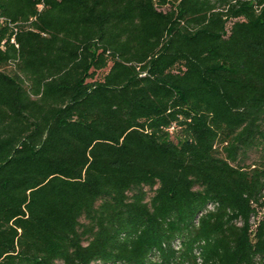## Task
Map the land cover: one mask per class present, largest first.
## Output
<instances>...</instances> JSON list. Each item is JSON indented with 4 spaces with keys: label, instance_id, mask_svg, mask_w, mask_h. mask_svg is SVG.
I'll use <instances>...</instances> for the list:
<instances>
[{
    "label": "trees",
    "instance_id": "16d2710c",
    "mask_svg": "<svg viewBox=\"0 0 264 264\" xmlns=\"http://www.w3.org/2000/svg\"><path fill=\"white\" fill-rule=\"evenodd\" d=\"M0 18V264H264V0Z\"/></svg>",
    "mask_w": 264,
    "mask_h": 264
},
{
    "label": "rangeland",
    "instance_id": "374dc122",
    "mask_svg": "<svg viewBox=\"0 0 264 264\" xmlns=\"http://www.w3.org/2000/svg\"><path fill=\"white\" fill-rule=\"evenodd\" d=\"M7 70H9L7 68ZM260 156H261V153L259 152V150H255V149H251L249 151H247L246 153H241L240 154V163L241 164H245V165H248V164H251L255 161H258L260 160ZM147 190V189H146ZM148 193H151V191H147ZM56 264H61L60 262H57Z\"/></svg>",
    "mask_w": 264,
    "mask_h": 264
},
{
    "label": "built area",
    "instance_id": "2783aa9c",
    "mask_svg": "<svg viewBox=\"0 0 264 264\" xmlns=\"http://www.w3.org/2000/svg\"><path fill=\"white\" fill-rule=\"evenodd\" d=\"M0 21H2V19L0 18Z\"/></svg>",
    "mask_w": 264,
    "mask_h": 264
}]
</instances>
